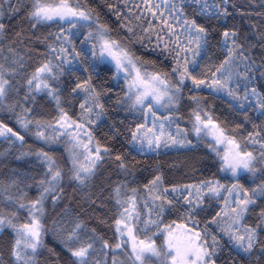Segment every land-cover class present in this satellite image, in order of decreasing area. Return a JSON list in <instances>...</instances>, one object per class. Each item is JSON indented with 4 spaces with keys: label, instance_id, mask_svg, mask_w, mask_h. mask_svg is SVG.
Here are the masks:
<instances>
[{
    "label": "snow or ice",
    "instance_id": "6c2138e0",
    "mask_svg": "<svg viewBox=\"0 0 264 264\" xmlns=\"http://www.w3.org/2000/svg\"><path fill=\"white\" fill-rule=\"evenodd\" d=\"M108 73L115 143L94 135L114 91L94 80ZM0 113L14 121L0 119V156L15 149L35 170L0 181V264H264V0H0ZM200 145L215 170L198 177L137 167Z\"/></svg>",
    "mask_w": 264,
    "mask_h": 264
},
{
    "label": "trees",
    "instance_id": "16d2710c",
    "mask_svg": "<svg viewBox=\"0 0 264 264\" xmlns=\"http://www.w3.org/2000/svg\"><path fill=\"white\" fill-rule=\"evenodd\" d=\"M234 2L243 7L248 8L250 0H234ZM93 5H102V0H92ZM256 3H259V0H256ZM258 10V9H257ZM106 12V9H102V19L107 20L109 23L114 22V17L103 15V13ZM253 20H258V17H252ZM10 23L16 25L18 29L23 28L24 31H29L28 24L25 20H13ZM230 24H235L237 27L241 28V30H245L248 27L247 21L240 17L235 16V18H230L229 20ZM49 29H41V31L37 32V35L45 34ZM51 31H55V27L51 29ZM117 33L113 32V35L115 36ZM35 48L42 49V44H36ZM21 51H23V48H20ZM255 52H259V49L254 50ZM7 54V53H5ZM32 59L27 60V63L29 65L34 64L37 60V53L33 51L31 54ZM149 58H154L151 56V54H147ZM216 55H219L217 53ZM86 75V74H85ZM104 83V87H112L113 93H109V96H112V101H108V97H105V100L107 102V107L109 108V117L110 119L107 120L105 124H102L99 128L96 129L94 132V135L102 140L107 141L110 143H115V141L109 140V137L111 135L109 131V125L112 122L111 118H114L116 122L119 121V119L123 118L124 113L122 112H116L112 111L111 109L114 106V100H115V93L120 91V84H117L115 81L111 79V74H103L102 78L100 80H94V83ZM122 84V81H121ZM211 99V98H210ZM215 105V111L216 115L220 116L221 119L224 118L226 114L229 113V109L227 107V104L222 103L219 99L212 101ZM52 111L51 108L46 109V114H50ZM182 112L186 115V110L182 109ZM255 116V114H252ZM231 119V117H229ZM0 119H3L5 122L9 123L10 125H14V121L11 118V116L7 113H0ZM259 122V121H258ZM183 123V122H182ZM250 127V126H249ZM119 145H117L118 147ZM8 147L6 143H3L0 141V153H3L5 149ZM18 153L15 152V149H13L12 154L7 156H0V181L7 182L9 178L12 175V169L16 168L23 171H35L33 168H30L28 164V159H32L34 161V157L32 158H25L21 160H16L15 155ZM66 156V153L63 152V146L58 147L57 151V159L61 158V155ZM210 154H208V151L206 148H204L203 145H200L195 151H190L187 149H173V150H167L165 154H162L160 156H155L154 154L150 157H148L146 160L142 159V163L138 165V168H144L148 166H155L157 162H159L160 166L163 168V170L166 173L167 179L171 181H181V180H188L193 177H198L201 172L207 173L209 168H212V170H215V166L212 165L211 159L209 158ZM138 159H140L138 157ZM107 175V173H105ZM137 175H141V173H137ZM104 177L98 176L96 182L102 183ZM33 194V193H30ZM81 200V195L79 193H74L70 188L66 189V195L64 200L61 202L63 204H67L73 213L79 211V205L77 204V201ZM57 212L60 211L59 208L56 209ZM104 212V209H98L97 214ZM54 215L52 212L51 207H49V217ZM81 216L85 219V221L89 224V226H96L101 231H107V229L104 226L98 225L95 219H89V216L81 213ZM174 218V217H172ZM111 235V233H108ZM46 242L50 247L56 248L57 251H60V247L58 243L52 239L51 236H48L45 238ZM7 241V237L0 240V252H3L5 243ZM47 257V253L45 252V258Z\"/></svg>",
    "mask_w": 264,
    "mask_h": 264
}]
</instances>
